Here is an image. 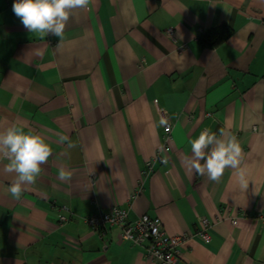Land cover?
Segmentation results:
<instances>
[{"label":"crops","instance_id":"1","mask_svg":"<svg viewBox=\"0 0 264 264\" xmlns=\"http://www.w3.org/2000/svg\"><path fill=\"white\" fill-rule=\"evenodd\" d=\"M13 3L0 0V131L33 129L52 155L19 200L0 162V264H156L119 227L87 224L115 205L187 234L178 264H264V0H94L62 39L30 33ZM221 24L228 38L200 41ZM204 129L236 136L246 190L232 169L218 182L188 171ZM226 208L247 216L233 226ZM200 216L215 221L209 242L196 235Z\"/></svg>","mask_w":264,"mask_h":264},{"label":"clouds","instance_id":"2","mask_svg":"<svg viewBox=\"0 0 264 264\" xmlns=\"http://www.w3.org/2000/svg\"><path fill=\"white\" fill-rule=\"evenodd\" d=\"M94 0H14L12 10L22 25L40 38L55 35L59 39L70 18L76 10H90ZM58 143H66L68 149L76 145L67 135H59ZM191 156L185 158L189 172L207 175L208 179L218 182L226 169L234 170L241 189L248 188L249 180L246 167L242 166L243 149L230 132L221 129L219 135L204 129L197 138L190 140ZM52 155L50 143L33 129L24 130L13 124L0 131V162L7 161L3 171L13 174L6 189L16 200L21 199L28 186L34 185L42 171V165ZM167 163V160L163 161ZM71 172L61 167L58 179L69 181Z\"/></svg>","mask_w":264,"mask_h":264},{"label":"built area","instance_id":"3","mask_svg":"<svg viewBox=\"0 0 264 264\" xmlns=\"http://www.w3.org/2000/svg\"><path fill=\"white\" fill-rule=\"evenodd\" d=\"M169 33L173 35L172 30ZM210 115V113L208 114ZM172 126L164 118V138L165 143L163 151L169 148L168 142L171 138ZM157 159L164 163L166 158L162 155H157ZM152 171V162L147 161L146 169L142 174H148ZM95 183V180L90 182L91 185ZM141 186L138 189L139 193ZM232 208H226V219L233 226L240 224L243 216H247L244 212H238L234 214ZM243 214V215H242ZM219 219H224L220 218ZM255 219L264 222V210L259 211L255 215ZM60 222L66 221L65 216L59 217ZM87 224L104 233L109 227H119L121 229V237L131 243L132 245L141 246L144 248L145 256L150 261L156 264H178L181 254L182 245L186 242L187 234H168L163 227L162 220L158 216H150L148 214H142L134 220L128 219V210L118 205L112 206L108 211L98 210L95 213L87 216ZM215 221L210 220L207 217L200 216L197 218L196 235L204 242H209L211 239V230Z\"/></svg>","mask_w":264,"mask_h":264},{"label":"trees","instance_id":"4","mask_svg":"<svg viewBox=\"0 0 264 264\" xmlns=\"http://www.w3.org/2000/svg\"><path fill=\"white\" fill-rule=\"evenodd\" d=\"M233 32V29L226 25L221 24L216 28H212L210 31H204L200 35V41L202 43L217 44L228 38Z\"/></svg>","mask_w":264,"mask_h":264}]
</instances>
